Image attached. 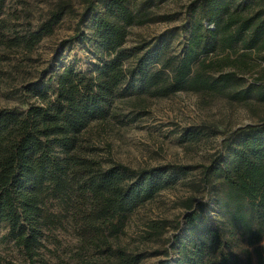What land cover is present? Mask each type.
Instances as JSON below:
<instances>
[{"label": "trees", "instance_id": "obj_1", "mask_svg": "<svg viewBox=\"0 0 264 264\" xmlns=\"http://www.w3.org/2000/svg\"><path fill=\"white\" fill-rule=\"evenodd\" d=\"M84 2L75 33L61 45L78 39L90 42L102 55L94 70L65 66L53 82L32 84L30 99L0 107L4 264H20L2 255L5 247L17 248L25 264L42 263L46 232L62 227L64 218L72 224L77 245L63 264H142L145 252L121 242L128 220L193 166L135 169L98 158L91 131L109 121L115 101L136 97L142 104L148 97L186 90L210 99L227 94L238 102L264 103V71H255L254 62L264 61L263 10L249 14L248 6L235 0H195L189 36L177 54L164 42L149 48L125 46L131 27L154 21L149 3L134 9L128 0ZM73 12L71 1L58 0L37 30L10 38L7 46L33 50ZM88 16L90 34L82 28ZM249 73L256 76L246 82ZM201 135L196 131L186 138ZM199 167L206 199L186 198L182 221L150 220L140 238L150 241L168 228L177 232L167 260L159 264H255L250 252L245 261L228 253L224 232L207 224L203 214L212 200L224 226L255 246L256 264H264V121L235 130L209 164ZM174 250L178 256L170 262Z\"/></svg>", "mask_w": 264, "mask_h": 264}, {"label": "rangeland", "instance_id": "obj_2", "mask_svg": "<svg viewBox=\"0 0 264 264\" xmlns=\"http://www.w3.org/2000/svg\"><path fill=\"white\" fill-rule=\"evenodd\" d=\"M57 1H4L0 10V107H14L22 100L30 99L28 88L32 84H45L65 66L92 72L100 62L101 53L88 41L78 39L68 45H61L75 33L76 24L84 11V0H68L74 12L66 15L55 26L53 34L44 37L33 50L7 46L10 38L37 30ZM194 1L128 0L134 9L142 3H149L155 19L131 27L125 46L133 48L147 45L149 48L164 42L169 52L179 54L189 36ZM235 3L247 5L246 13L249 14L259 10L264 12V0H235ZM89 20L90 16L82 24L87 34L91 33L88 30ZM254 62L258 64L255 71L263 72L264 61L256 58ZM255 76L249 73L244 78L246 82H251ZM113 108L114 114L109 121L105 125L95 126L91 131L98 158L113 160L135 169L170 164L193 166L190 173L179 177L174 187L161 191L152 202L139 207L128 220L126 235L121 238L122 244L130 249L138 248L145 252L142 264H159L167 260V250L173 243L171 237L177 232L168 228L159 237L143 241L140 236L149 221L164 219L176 224L183 220V200L190 196L198 201L206 199L207 193L199 183V166L209 164L212 154L222 149L226 139L235 130L264 121V103L256 99L238 102L227 94L210 99L203 94L185 90L164 98L148 97L142 104L136 97H129L115 101ZM215 129L217 132L214 133ZM196 131L203 132L202 138H186ZM203 217L208 225L224 232L230 244L226 249L228 253L245 261L250 252L256 264L255 246H250L240 233H230L231 230L224 226L218 215L214 201H209ZM71 226L70 221L64 218L62 227L46 232L40 264H63L70 260L77 245ZM0 232L3 231L0 229ZM2 255L16 263L25 264L24 257L15 247H5ZM177 256L174 250L170 262H175Z\"/></svg>", "mask_w": 264, "mask_h": 264}]
</instances>
